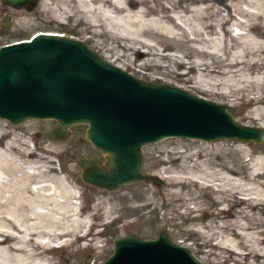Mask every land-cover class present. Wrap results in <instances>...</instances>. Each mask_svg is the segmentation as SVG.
<instances>
[{
  "label": "rangeland",
  "instance_id": "rangeland-1",
  "mask_svg": "<svg viewBox=\"0 0 264 264\" xmlns=\"http://www.w3.org/2000/svg\"><path fill=\"white\" fill-rule=\"evenodd\" d=\"M42 1L34 0L31 8H25L5 4L0 0V44L27 38L36 31H51L72 36L81 40L105 61L119 66L139 79L177 85L195 95L224 103L237 122L256 125L254 120L244 117L255 107L248 101L247 94L235 104L205 92L192 86L191 80L194 74L187 68L186 63L175 65L173 62L175 59L183 61L189 58L195 61L198 59L195 56V49L199 48L201 43L196 45V42L188 41L181 34L180 28L173 26V23H177L188 35H191L190 24L186 20L189 15L183 12L186 6L199 8L207 5L205 20L212 22L206 30L214 31L211 36L217 43L216 47L219 48L223 39H229L228 33H223V30H227L232 35L243 32L239 23L244 17L240 14L244 10L252 11L247 4L239 0H146L145 4L126 1V9L120 12L123 18L119 13H110L114 18L111 17L107 22V32L102 31L100 35L90 37V32L84 29L85 25L76 23L72 17L59 21L52 18L49 12L42 8ZM49 1L56 4L60 0ZM69 3L72 4V1ZM143 5L152 10L147 13H134L137 7L143 8ZM4 15L7 16V25H4ZM220 17L225 21L220 23ZM134 18L143 28L141 33L143 36L140 35L143 41L151 46L149 52L151 54L144 53L145 47L135 52L121 48L122 45L130 43L118 36H121L123 31L122 35L126 34L131 28V26L120 27L121 20H135ZM159 19L162 21L158 22ZM100 42L103 44H99ZM106 46L111 48L110 51L106 50ZM218 53L222 55L219 49ZM181 72L186 74H179ZM53 123V119H32L11 124L0 118V129L6 131L1 141L17 137L24 141L30 151L23 157L25 169L28 172L33 169L45 172L47 174L45 178L49 179V182L53 180L50 176L57 177L61 182L60 185L65 188V193L69 190L73 196H76L78 215L88 220L87 225L84 223L85 226L82 221L79 222L75 239L73 237L71 243H66L63 247L47 249L46 255L51 258L52 264H99L111 252L112 239L132 230L143 238H153L162 230L168 234L171 241L187 246L199 260L208 264L254 263L249 256L239 261L233 252L212 247L213 238L205 241L203 235L204 230L216 228L219 219L213 212H216L217 208L226 204L227 219L237 210L234 197L229 192L226 195H218L213 187L200 185L185 176L194 172L202 177L215 179L216 170L228 172L232 168L234 172L237 171L241 176H245L246 168L241 165V155L236 148L246 147L251 156H264V136L261 142L248 141L250 143L227 138L203 141L171 136L160 139L141 147L142 170L146 173L167 175L164 179L159 177L162 181L160 186L141 180L107 190L83 182L80 178V169L74 162V157L77 155L97 154L96 149L84 138L86 125L83 123L71 125L69 135L65 139L44 138L41 135L42 130ZM35 132H39V135ZM175 176L178 178L177 181L174 179ZM240 205L247 209L246 204ZM193 206L198 208L190 211ZM259 212V218L262 220L256 224L255 229L264 233V207L259 209ZM81 234L84 235L79 237ZM81 238L82 242L79 241Z\"/></svg>",
  "mask_w": 264,
  "mask_h": 264
},
{
  "label": "water",
  "instance_id": "water-1",
  "mask_svg": "<svg viewBox=\"0 0 264 264\" xmlns=\"http://www.w3.org/2000/svg\"><path fill=\"white\" fill-rule=\"evenodd\" d=\"M1 2L31 8L34 0ZM0 118L11 124L53 119L43 131L49 140L65 139L71 125L85 124L84 138L97 154L77 155L74 162L83 182L107 190L141 180L160 186L161 178L142 170L141 153L160 139L261 142L264 136V128L237 122L224 103L139 79L81 40L45 31L0 44ZM99 264L208 263L162 230L153 238L132 230L113 238Z\"/></svg>",
  "mask_w": 264,
  "mask_h": 264
},
{
  "label": "bare ground",
  "instance_id": "bare-ground-1",
  "mask_svg": "<svg viewBox=\"0 0 264 264\" xmlns=\"http://www.w3.org/2000/svg\"><path fill=\"white\" fill-rule=\"evenodd\" d=\"M70 1L72 4L69 3ZM126 1L145 4L146 0H60L56 4L43 0L41 5L58 21L72 17L76 23L84 24V29L90 32V37H93L100 35L102 31L107 32V22L113 16L110 13L120 15V12L126 9ZM239 1L250 6L252 11L243 9V13L240 14L244 17L239 23L242 33L232 35L227 30H223V33H228L229 39H223L219 48L216 47L217 43L211 36L214 31L206 30L212 22L205 20L207 5L199 8L186 6L183 12L189 15L186 20L190 24L191 35H188L177 23H173V26L180 28L181 34L188 41L196 42V45L201 43L199 48L195 46L197 48L195 56L198 59L196 61L190 58L187 61L175 59L173 62L175 65L186 63L187 68L194 74L191 80L192 86L205 92L235 104L247 94L248 101L255 107L244 117L254 120L256 125L253 126L264 128V0ZM143 6V8L137 7L134 13H147L152 10ZM134 19L121 20L120 27L131 26L126 34L122 35L123 31L121 36H118L130 43L122 45L121 48L135 52L145 47L144 53L151 54L149 53L151 46L141 38L143 28L137 24L136 18ZM224 21L225 19L221 18L219 22ZM110 49L106 46V50L110 51ZM218 49L222 55L218 53ZM207 58L210 60H206ZM5 133L6 131L0 129V264H52L51 258L46 255L47 246L55 243L61 245L71 243L77 233L79 222L82 221L85 226L88 220L78 215L76 196H73L69 190L65 193V188L60 185L61 182L57 177L50 176L53 180L49 182V179L45 178L47 175L45 172L34 169L28 172L25 169L23 157L30 151L24 141L17 137L1 141ZM236 149L241 155V165L246 168L245 176H241L237 171L234 172L232 168L228 172L214 171L215 179L202 177L194 172H190L189 176L185 177L200 185L213 187L218 195H226L229 192L235 199L237 210L230 218L226 217L228 211L225 210L226 204L213 212L219 222L215 229L203 231L205 241L213 238L212 247L233 252L239 261L249 256L254 260L251 264H264V236L261 235L264 233L255 229L256 224L262 220L259 218V209L264 207V156H251L246 147ZM156 175L163 179L167 178L163 173ZM176 177L175 180L178 179ZM240 204H246L247 209ZM197 208L193 206L190 211Z\"/></svg>",
  "mask_w": 264,
  "mask_h": 264
},
{
  "label": "flooded vegetation",
  "instance_id": "flooded-vegetation-1",
  "mask_svg": "<svg viewBox=\"0 0 264 264\" xmlns=\"http://www.w3.org/2000/svg\"><path fill=\"white\" fill-rule=\"evenodd\" d=\"M48 127H46V128H44L43 130H42V133H41V135L43 136V131L45 130V129H47ZM35 134L36 135H39V132H35Z\"/></svg>",
  "mask_w": 264,
  "mask_h": 264
}]
</instances>
